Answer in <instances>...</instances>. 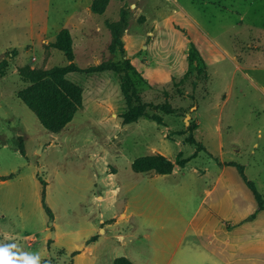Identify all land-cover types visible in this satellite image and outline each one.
Masks as SVG:
<instances>
[{"label":"rangeland","instance_id":"obj_1","mask_svg":"<svg viewBox=\"0 0 264 264\" xmlns=\"http://www.w3.org/2000/svg\"><path fill=\"white\" fill-rule=\"evenodd\" d=\"M93 1L0 0V255L13 264H223L200 228L211 201L200 203L223 166L264 200V0H108L101 13ZM63 28L71 59L53 45ZM124 59L147 105L128 124L118 77L96 71ZM70 65L65 78L82 105L51 132L18 96L29 85L21 71ZM160 156L171 174L133 170ZM257 209L243 222L261 227Z\"/></svg>","mask_w":264,"mask_h":264},{"label":"trees","instance_id":"obj_2","mask_svg":"<svg viewBox=\"0 0 264 264\" xmlns=\"http://www.w3.org/2000/svg\"><path fill=\"white\" fill-rule=\"evenodd\" d=\"M108 0H94L91 6L92 11L101 13ZM69 32L67 29L61 30L57 34V40L53 44L55 47L62 49L68 58H72L70 47L67 46ZM65 41V42H64ZM191 52L192 60L197 56L199 61L203 60L193 49ZM109 69L118 77L120 88L126 103V110L121 115L123 122L133 123L145 115L147 105L142 101L140 93L137 89L138 80L141 81L139 72L135 69L129 59L122 62L111 63L109 65H101L96 71ZM199 69V74L205 73ZM76 70L73 65L67 67H54L50 70L32 71L26 68L21 71V76L29 82V85L18 92L19 98L27 105L29 109L35 112L42 126L51 132L62 130L73 118V115L82 105L81 88L65 78V74L69 71ZM184 78H187V75ZM168 112L169 110L164 109ZM192 125L189 129H193ZM188 160H178V164L183 166ZM147 169H155L158 174H170L173 170V163L165 157H147L138 159L133 163L135 172H145ZM244 178V177H243ZM245 179V178H244ZM256 202L257 211L264 209V200L257 192L251 182L246 181ZM41 203L49 217H52V211L45 203L44 182H41ZM254 214L251 215V219ZM95 241V238L88 240L87 245ZM113 264H132L127 258L119 257L114 260Z\"/></svg>","mask_w":264,"mask_h":264},{"label":"crops","instance_id":"obj_3","mask_svg":"<svg viewBox=\"0 0 264 264\" xmlns=\"http://www.w3.org/2000/svg\"><path fill=\"white\" fill-rule=\"evenodd\" d=\"M79 16L81 18V15ZM80 18L78 24H80ZM42 25L41 28L46 30L47 15ZM71 28L67 29L69 33H71ZM217 191V197H214ZM203 201L205 203L211 201L204 210L205 213L200 226L202 230L207 232L206 245L209 247L208 249L218 254L223 259V264H235L241 260L264 264V219L260 220L261 227L256 226L257 221L255 220L243 222L257 208V202L251 190L249 191L243 184L238 174L223 166L215 176L214 182L206 190L200 204H203ZM263 213L264 211L259 214L262 215ZM220 215L226 220H230L235 227L226 230V226L218 220ZM195 219L196 216L193 215L190 219L191 226H194ZM216 233L219 238L215 237ZM130 262L132 263V261Z\"/></svg>","mask_w":264,"mask_h":264},{"label":"clouds","instance_id":"obj_4","mask_svg":"<svg viewBox=\"0 0 264 264\" xmlns=\"http://www.w3.org/2000/svg\"><path fill=\"white\" fill-rule=\"evenodd\" d=\"M0 264H13V261L8 257L6 252L0 255ZM25 264H34V262L25 261Z\"/></svg>","mask_w":264,"mask_h":264}]
</instances>
